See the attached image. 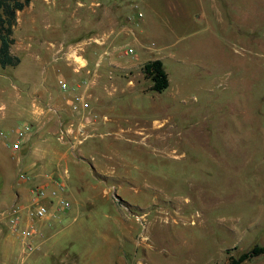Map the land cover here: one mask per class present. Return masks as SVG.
<instances>
[{
    "label": "rangeland",
    "instance_id": "obj_1",
    "mask_svg": "<svg viewBox=\"0 0 264 264\" xmlns=\"http://www.w3.org/2000/svg\"><path fill=\"white\" fill-rule=\"evenodd\" d=\"M15 16L20 61L7 71L54 91L63 77L66 97L87 87L86 109L100 99L92 114L66 112L51 143L72 202L123 217L111 232L126 264H215L264 245V0H30ZM153 58L168 73L162 91L142 70ZM28 159L0 145L5 207L38 182Z\"/></svg>",
    "mask_w": 264,
    "mask_h": 264
},
{
    "label": "crops",
    "instance_id": "obj_2",
    "mask_svg": "<svg viewBox=\"0 0 264 264\" xmlns=\"http://www.w3.org/2000/svg\"><path fill=\"white\" fill-rule=\"evenodd\" d=\"M26 47H28V43L21 44V49ZM10 50L13 52L12 45ZM8 66L11 65L5 67ZM5 67L1 66L0 70V77L6 80V82L4 79L0 80V130L7 134L5 137L0 135V145L5 154L9 153L18 159L25 158L29 154L31 159L23 162L24 167L37 170L38 182L45 183L50 188L55 185L51 176L64 178L62 175L64 171L69 174L68 169L64 167L59 170V164L62 163L60 160L65 155L59 151L57 146H53L51 139L52 137L56 138V132L61 128L66 112L71 114L74 112L69 104V98L72 95L66 97V93L70 94L69 90L66 92L61 89L54 91L49 86H44L43 76L37 78V73L36 75L34 73L33 77L37 79L35 83L36 81L39 83L37 86L29 88L26 85L25 72H11L7 71ZM86 88L83 89V93ZM63 97H66L65 104L61 99ZM43 100L46 102L42 103ZM96 103L97 105H90L87 109L82 108L81 112L92 114L95 110L98 111L102 105H100L99 98ZM86 117L90 118V115ZM23 122H28L31 128L23 133L21 147L12 150L10 142L17 136L15 129ZM1 188L4 198L5 191L10 189L7 187L5 189V185ZM64 195L70 201L68 209L59 210L55 202L51 204L48 202L50 213L44 218L36 219L35 224L38 232L30 239L33 245L32 249H25L19 236L13 234L12 231L7 232L6 235L0 231V251H2V256H7L6 260H9L6 263L3 260L2 263L126 264L127 258L120 251L117 234L111 232L113 224H119L120 227L117 229L121 228L123 217L119 213L117 216L106 210L101 212L99 210L98 212L96 210L94 212L84 211L82 210L83 206L95 205L96 200L84 198L81 201L74 200L72 202L67 189ZM27 197L26 188L20 186L14 191L10 204L15 201H26ZM4 204L5 200H0V210L5 208ZM99 216H102L103 220H100ZM80 217L87 218V221L83 224L77 223V219ZM1 220L5 221L3 218ZM105 231L109 233L108 240ZM76 238L83 239V241L81 240L80 246L75 248ZM91 238L94 240L91 241ZM94 257H102V260L93 262L91 258Z\"/></svg>",
    "mask_w": 264,
    "mask_h": 264
},
{
    "label": "built area",
    "instance_id": "obj_3",
    "mask_svg": "<svg viewBox=\"0 0 264 264\" xmlns=\"http://www.w3.org/2000/svg\"><path fill=\"white\" fill-rule=\"evenodd\" d=\"M127 51H132V48L129 47ZM58 84L64 91L73 88V85L63 77L58 78ZM69 104L73 110L80 112L82 108L88 106V101L83 93H74L69 98ZM30 128L31 125L28 122H23L16 127L17 136L10 142L12 150L21 147V137ZM6 134V132L0 130L1 136L5 137ZM62 137L63 135L59 136L61 139ZM19 176L24 178L26 174L21 171ZM51 179L55 183L54 186L48 188L45 183H33L28 187L26 201L12 202L9 206L0 210V219L3 218L10 231L19 236L25 249H32L33 245L30 239L38 232L35 224L36 219L44 218L50 213L48 202L50 204L55 202L59 210L70 207V201L64 195L66 191L64 178L51 176Z\"/></svg>",
    "mask_w": 264,
    "mask_h": 264
},
{
    "label": "trees",
    "instance_id": "obj_4",
    "mask_svg": "<svg viewBox=\"0 0 264 264\" xmlns=\"http://www.w3.org/2000/svg\"><path fill=\"white\" fill-rule=\"evenodd\" d=\"M30 0H0V65H16L20 58L10 50L14 43L12 35L16 20V11L23 8ZM143 73L151 81L150 89L162 91L169 84L168 73L160 58L146 60L142 65ZM264 254V245L252 244L248 249L236 255L228 254L224 262L215 264H240L243 260Z\"/></svg>",
    "mask_w": 264,
    "mask_h": 264
},
{
    "label": "bare ground",
    "instance_id": "obj_5",
    "mask_svg": "<svg viewBox=\"0 0 264 264\" xmlns=\"http://www.w3.org/2000/svg\"><path fill=\"white\" fill-rule=\"evenodd\" d=\"M154 126L155 127H153L154 129H158V128H160L161 127V125H158V123H154ZM146 131V130H145ZM148 132V131H147ZM159 136V135H158ZM143 138V137H142ZM157 139H159L158 137H156ZM146 139V138H145ZM144 139V140H145ZM160 140V139H159ZM153 146V145H152Z\"/></svg>",
    "mask_w": 264,
    "mask_h": 264
}]
</instances>
